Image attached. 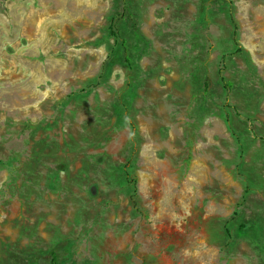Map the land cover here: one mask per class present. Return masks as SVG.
I'll use <instances>...</instances> for the list:
<instances>
[{
	"label": "rangeland",
	"instance_id": "1",
	"mask_svg": "<svg viewBox=\"0 0 264 264\" xmlns=\"http://www.w3.org/2000/svg\"><path fill=\"white\" fill-rule=\"evenodd\" d=\"M229 1L0 0V264H264V0Z\"/></svg>",
	"mask_w": 264,
	"mask_h": 264
},
{
	"label": "trees",
	"instance_id": "2",
	"mask_svg": "<svg viewBox=\"0 0 264 264\" xmlns=\"http://www.w3.org/2000/svg\"><path fill=\"white\" fill-rule=\"evenodd\" d=\"M218 1L224 3V4L228 5V6L230 5V1L229 0H218ZM118 2H119L118 3L119 7L121 8L120 14H123L124 17L128 21L131 22L132 21L131 20V15L126 10V6H125L124 0H118ZM116 29H117V27L112 22L109 23L108 30L110 32V35L115 37V38L117 37ZM234 42H235V39H234ZM240 51H241L240 48L236 49V52H240ZM114 60H115V57L111 58V60L109 62L111 63ZM133 194H135L134 191H133ZM132 203L134 204L135 201L133 200ZM55 262H56V255H55V253L53 251H50L43 258H40V257L34 258L33 261H31L30 264H55Z\"/></svg>",
	"mask_w": 264,
	"mask_h": 264
}]
</instances>
